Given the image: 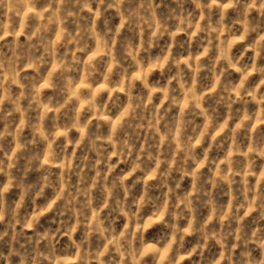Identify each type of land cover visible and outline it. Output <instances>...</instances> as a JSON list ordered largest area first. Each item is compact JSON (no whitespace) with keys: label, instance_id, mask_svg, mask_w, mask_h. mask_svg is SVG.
I'll use <instances>...</instances> for the list:
<instances>
[{"label":"clouds","instance_id":"1","mask_svg":"<svg viewBox=\"0 0 264 264\" xmlns=\"http://www.w3.org/2000/svg\"><path fill=\"white\" fill-rule=\"evenodd\" d=\"M0 264H264V0H0Z\"/></svg>","mask_w":264,"mask_h":264}]
</instances>
